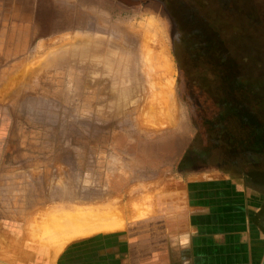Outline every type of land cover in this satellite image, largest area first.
<instances>
[{
	"label": "rangeland",
	"instance_id": "rangeland-1",
	"mask_svg": "<svg viewBox=\"0 0 264 264\" xmlns=\"http://www.w3.org/2000/svg\"><path fill=\"white\" fill-rule=\"evenodd\" d=\"M166 9L215 10L237 48L231 74L261 82L249 96L231 88L224 119L181 94L178 57L198 95L207 74L174 53ZM248 103L264 123V0H0V264H79L80 247L166 229L194 177L264 199V130L247 133ZM79 209L99 215L70 225L63 211ZM113 209L126 215L116 228Z\"/></svg>",
	"mask_w": 264,
	"mask_h": 264
},
{
	"label": "crops",
	"instance_id": "crops-1",
	"mask_svg": "<svg viewBox=\"0 0 264 264\" xmlns=\"http://www.w3.org/2000/svg\"><path fill=\"white\" fill-rule=\"evenodd\" d=\"M186 187V202L160 219L166 229L123 234L84 256L80 247L79 264H264L262 196L225 176L194 177Z\"/></svg>",
	"mask_w": 264,
	"mask_h": 264
},
{
	"label": "trees",
	"instance_id": "trees-1",
	"mask_svg": "<svg viewBox=\"0 0 264 264\" xmlns=\"http://www.w3.org/2000/svg\"><path fill=\"white\" fill-rule=\"evenodd\" d=\"M173 29V50L176 56L177 47L180 46L183 58L190 59L192 67L202 68L207 74L205 79L207 83L203 85L204 92L199 95L194 88V83L187 73L185 64L178 57L180 69V92L188 93V103L196 104L200 102L203 113H209L212 110L215 114L219 113L224 119L223 111L228 108L229 90L231 88H240L249 96L253 94L261 82L253 74L241 71H235L231 74L230 64L233 62V47L225 36L221 25L214 19L217 12L212 9H166ZM233 70V69H232ZM188 74V75H187ZM258 106V103H257ZM255 104H247V133L255 137L256 131L264 130V123L259 124V115L254 109ZM223 107V108H222ZM218 109V111H217ZM217 111V113H216ZM214 118H217L215 116ZM257 124V125H254ZM252 139H249L251 143Z\"/></svg>",
	"mask_w": 264,
	"mask_h": 264
},
{
	"label": "bare ground",
	"instance_id": "bare-ground-1",
	"mask_svg": "<svg viewBox=\"0 0 264 264\" xmlns=\"http://www.w3.org/2000/svg\"><path fill=\"white\" fill-rule=\"evenodd\" d=\"M160 60V59H159ZM127 63V62H126ZM31 67V66H30ZM105 68H106V66H105ZM168 69H169V67H167ZM167 69V70H168ZM172 69V68H171ZM169 72H170V69L168 70ZM167 71V72H168ZM167 72H166V75H167ZM168 72V73H169ZM172 72V71H171ZM21 75V74H20ZM107 76V75H106ZM168 77L167 78H169V76H170V73L167 75ZM126 80V79H125ZM168 80V82L165 84V90L162 88V90H164V91H161V92H165V94L166 95H170L172 92H173V85H174V83H173V80H172V76L170 77V79H167ZM166 80V81H167ZM159 81H160V79H159ZM160 82H162V81H160ZM156 83H157V81H156ZM164 83V82H163ZM163 83H162V85H163ZM126 84V83H125ZM124 84V85H125ZM157 84H160V83H157ZM162 85H160V86H162ZM107 86V85H106ZM154 90V89H153ZM155 91L156 90H154V91H152V94H153V92L155 93ZM114 95V94H113ZM156 97H157V95L156 94H154ZM154 95H153V97H154ZM110 96V95H109ZM151 96V95H150ZM161 96H162V98H163V95L161 94ZM161 96H159V97H161ZM152 97V98H153ZM154 99H157V98H154ZM154 99H152V100H154ZM164 99V98H163ZM155 101V100H154ZM158 101V100H157ZM156 102V101H155ZM148 103H150L151 104V100H149L148 101ZM159 104V103H158ZM148 106V108L147 107H145V108H147L148 109V112L150 113V114H152L153 116H152V118H154V124H156V125H158V124H163L164 122H161L158 118H160V113H161V109L160 108H158L156 105H154V104H152V105H147ZM162 107V106H161ZM151 112H150V111ZM165 110V109H164ZM157 112V115H158V117L157 116H155V113ZM163 116V115H162ZM150 118V117H149ZM168 122V121H167ZM166 123V122H165ZM111 206H113V208L114 209H117V207L118 206H116V205H111ZM115 206V207H114ZM141 207V206H140ZM112 210V211H110V213H112L113 215L112 216H110V217H108V220H107V223H108V225L110 226V227H112V228H116V227H118L119 225H121V224H123L125 221H126V215L123 213V210L122 209H118V210ZM139 209V208H138ZM80 210V209H79ZM76 211V212H73V211H69V212H67V211H63V213L65 214V212L66 213H68L66 216H68V218L67 217H65V216H62V218L63 217H65L67 220H69L68 222H69V224L70 225H73V226H75L76 224L77 225H79V227H81L82 226V223H81V220H82V217H90V216H95V217H98V215L99 214H97V213H91V212H82L81 210L80 211ZM85 211H87V210H85ZM147 211V210H146ZM146 211H145V213H146ZM141 210H136V211H134V212H132L133 214H135V215H133L132 214V219H135L134 217H138V216H143L141 213ZM99 213V212H98ZM61 215V214H60ZM55 216V215H54ZM58 217H59V214L57 215ZM57 216H55L54 218H56V219H58L57 218ZM146 216V215H145ZM48 217V216H47ZM61 217V216H60ZM59 217V219H61ZM130 218V219H131ZM65 219V220H66ZM80 219V220H79ZM48 220V219H47ZM38 222V221H37ZM40 223V222H39ZM48 232V231H47ZM33 236H35L34 234H33ZM31 239V238H30ZM13 263V262H12Z\"/></svg>",
	"mask_w": 264,
	"mask_h": 264
}]
</instances>
